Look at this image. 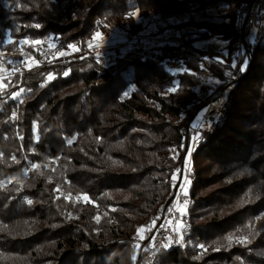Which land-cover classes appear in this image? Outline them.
Listing matches in <instances>:
<instances>
[{"label": "trees", "instance_id": "16d2710c", "mask_svg": "<svg viewBox=\"0 0 264 264\" xmlns=\"http://www.w3.org/2000/svg\"><path fill=\"white\" fill-rule=\"evenodd\" d=\"M250 1L0 0V53L51 36L65 51L75 46L20 67L0 93V264H136L133 236L157 225L189 157L190 231L155 264H264V20L248 59L241 53L231 67L237 8ZM190 10L214 15L167 22ZM147 28L152 38L173 30L180 43L124 47L104 65L89 48L96 32L128 40ZM208 42L220 48L202 66L226 96L192 145L204 56L195 44ZM17 84L25 92L12 100Z\"/></svg>", "mask_w": 264, "mask_h": 264}, {"label": "built area", "instance_id": "2783aa9c", "mask_svg": "<svg viewBox=\"0 0 264 264\" xmlns=\"http://www.w3.org/2000/svg\"><path fill=\"white\" fill-rule=\"evenodd\" d=\"M262 1L263 0H251L249 3L245 4V7H241L239 27L238 30H235L237 33L236 39H238V49L236 51V57H234L231 61V67L236 65L241 53H244L246 58V52L257 35L259 26L264 20V8H261ZM141 39L143 38L135 37L125 40L119 45L112 46L111 53H109L107 57L102 54L99 55L98 60L100 64L104 65L107 58L111 59L113 56L118 55L121 48L128 45H138ZM160 40L162 41V45L165 47L174 45V43L167 38H160ZM195 48L200 50L204 55L198 62L199 69L196 73V76L200 80V83L196 88V103H200L202 107L190 130V138L193 133L208 132L215 126L219 118V106L223 104L225 96V93L222 94V91L216 88V77L211 75L202 66L204 61L207 62L209 60V56L215 54L216 48L214 44L210 42L200 43L199 47ZM60 49H62V47L58 45L57 42L54 41V37L51 36L48 39L38 41V43H32L29 47V53L23 54V57H31V61L34 60L37 64L43 65L41 64L42 54H45L48 51ZM15 61H17V63L9 64L8 62H5V59H0V76L5 77V80H10L16 73L12 72L13 68L20 69V67H23L22 58L15 59ZM165 65L170 70L177 69V63L175 60L169 59L166 61ZM227 75L230 79L232 78L233 73L231 71H227ZM29 171H31L30 167L27 172ZM179 184L174 189V193L168 204L165 207H162V213L158 214L159 219L157 225L153 228L141 229L140 237L133 238V260L136 264H155V255L159 251L164 250V247H161V245L168 244L167 238L169 236L172 238V243L170 245H179L175 243V241L179 239L176 220L180 219L182 225L179 229V233L184 232L187 229V227H185V218L183 216L181 217L182 205L184 204L183 202L186 198H183L182 192L179 194V199H177L176 195L179 190ZM6 185V182L1 183L0 188L5 187ZM170 207L173 208L172 213L168 212ZM168 221H171V223ZM162 224L164 227H161ZM153 237H155V239H153ZM157 249H159V251H157Z\"/></svg>", "mask_w": 264, "mask_h": 264}, {"label": "rangeland", "instance_id": "374dc122", "mask_svg": "<svg viewBox=\"0 0 264 264\" xmlns=\"http://www.w3.org/2000/svg\"><path fill=\"white\" fill-rule=\"evenodd\" d=\"M214 15V11L210 10L207 11L206 13H200L194 10H190L189 12L186 13H182V14H177L174 16H171L167 19V22L171 23V24H177L180 23L182 21H185L186 19H188L190 16L193 17L194 19H203V17H208V16H213ZM152 31V28H147L143 31L142 33V37L143 39H141V41L138 43V45H128L126 46V48L128 47H132V46H140L145 50H156L157 47H159L160 45H162V41L160 40V38H167L168 40L172 41L174 43V45L180 43V38L178 36V33H175L173 30L168 31L167 33L156 37V38H152L149 33ZM95 35L92 37V39L89 41V48L90 49H95V51L99 54L104 53H111V47L114 45H119L121 43H123L126 40V35L125 33H123L122 31H118L113 29L111 31V33L108 36H102L100 35L98 38H94ZM200 43H196L195 47H199ZM216 50L220 48V45L213 43ZM74 52V49H70V50H62L59 54H56L55 56H65L68 55L69 53ZM61 53H63V55H61ZM220 57V56H219ZM29 66L31 65H36V61H30Z\"/></svg>", "mask_w": 264, "mask_h": 264}, {"label": "snow or ice", "instance_id": "6c2138e0", "mask_svg": "<svg viewBox=\"0 0 264 264\" xmlns=\"http://www.w3.org/2000/svg\"><path fill=\"white\" fill-rule=\"evenodd\" d=\"M100 35H101L100 32H96L94 38H98ZM21 43H23V41H21ZM37 43H38V42H37ZM69 47L74 48L75 46H74V45H69ZM61 55H63V53H61ZM8 63H9V64H15V63H17V61H14V60H12L11 58H9V59H8ZM17 71H19V69H16V68H13V69H12V72H13V73H15V72H17ZM21 75H22V73H21ZM51 75H52V74H49V76H51ZM64 75L67 76V75H68V72H65ZM5 79H6L5 77L0 76V93H2V92L5 90V88L8 86V85L5 83ZM9 83H10V81H9ZM43 86H44V85H41V87H43ZM13 87H17V88H19V91L12 92L11 95H10V99H12V100H16L17 97H19V96L21 95V93L25 92V89H24L23 87H19V84H17V85H13ZM28 91L30 92L31 89H28ZM124 95H127V93H125ZM19 102H20V103H23L22 100H20ZM15 117H16V112L14 111V112L12 113V117H11V118H12V119H15ZM34 129H35V125H34ZM34 134H35V132H34ZM21 138H22V137H21ZM200 141H201V134H200L199 132L193 133V135L191 136V144H192V145H195V144H198ZM35 142H39V138H38V137H37V139H36ZM73 142H74L73 139H68V140L66 141V143L69 144V145L72 144ZM192 150H193L192 147L189 146V148H188L189 155L191 154ZM13 159H15V157H13ZM186 163H187V158H186ZM32 166H33V167H36V165H32ZM25 171L27 172V170H25ZM176 171L179 172L180 170L177 169ZM172 181H173V188H176V183H177V176H176V175H173V177H172ZM0 183H3V182L0 181ZM189 184H190V181L188 180V172H187V168L185 167V175H184V178H183V180L180 182V184H179V190H178V192L176 193V195H177V199H179V194H180L181 192H182L185 196H187V194H188V192H187V186H188ZM55 191H56V192H59V191H60L59 187H57V188L55 189ZM61 195H63V193H61ZM70 195H71V193H69V196H70ZM57 198H59V197H57ZM26 199H27V198H26ZM65 199H68V197H65ZM77 199H80V197L78 196ZM83 200H84L85 202H88V201L90 200V197H89L87 194H84V195H83ZM32 202H33V201H32L31 199H27V203H28L29 205H31ZM183 203H184L185 205H187V204L189 203V201H188L187 199H185ZM172 211H173V208L170 207V208L168 209V212H169V213H172ZM183 215H184V213H183V211H181V217H182ZM157 219H159V218H157ZM168 222L171 223V221H168ZM176 226H177V232H178V235H179V239L176 240L175 243L179 244V243H181V242L183 241V234L179 233V229L182 227L181 222H180V219H177V220H176ZM161 227H164V225L162 224ZM153 239H155V237H153ZM167 239H168V244H162L161 247H164V248L169 247V245L172 243V238L169 236ZM226 239L229 241V244H231V242H232V237L229 236V237H227ZM240 242L242 243L243 241H240ZM199 247H200L201 249H203V248H204V245H199ZM217 250H219V249H217ZM157 251H159V249H157ZM134 258H135V257H134Z\"/></svg>", "mask_w": 264, "mask_h": 264}, {"label": "bare ground", "instance_id": "6f19581e", "mask_svg": "<svg viewBox=\"0 0 264 264\" xmlns=\"http://www.w3.org/2000/svg\"><path fill=\"white\" fill-rule=\"evenodd\" d=\"M241 7H245V5L239 6L237 8V18H236V23H235V30H238V27H239ZM54 41H56V40L54 39ZM233 46L235 47L236 50L238 49V39H235V41L233 43ZM62 50H63V48L60 49V50L48 51L47 53L42 54L41 55V64H44L46 61H51L53 58H56L55 55L59 54ZM28 53H29V47L28 48H24V49H20L18 51L2 52V53H0V59H5V62H8L9 58H11L14 61H15V59H21L22 58V66H25V65H28L29 62L31 61V57H23V54H28ZM249 53H250V48H248V50L246 52V59H248L247 55ZM235 57H236V54H235ZM225 96H226V94H225ZM225 96H224V99H225ZM196 97H197V89H196ZM224 99H223V101H224ZM195 102H196V100H195ZM222 113H223V104L221 106H219V117L222 115ZM212 129L213 128H211L208 132H210ZM29 167H30L31 171L34 170L33 166H29ZM189 167H190V157L187 159V163H186V168H187L188 172L190 170ZM31 171H29V172H31ZM29 172L23 173L22 180L26 179V177L28 176ZM2 182L4 183V181H2ZM0 187H1V183H0ZM183 198H186L188 201H190L188 194H187V196H185L183 194ZM188 205H189V203L187 205H185V204L182 205V211L184 213L183 217L185 218V227H187V229L184 232H181V234H183V241L181 243H179V245H169V247L164 248V250L182 249V248H184V246H185V237L188 235V233L190 231L189 217H188V214H187ZM157 213L158 214L162 213V207L158 209ZM138 237H140V230H138L135 233V235L133 236V238H138ZM129 254H130L131 258L133 259V242H132V244L130 246ZM156 255H155V258H156Z\"/></svg>", "mask_w": 264, "mask_h": 264}]
</instances>
